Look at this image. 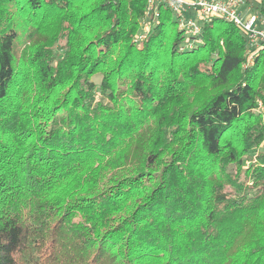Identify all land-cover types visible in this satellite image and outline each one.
<instances>
[{"label":"trees","instance_id":"16d2710c","mask_svg":"<svg viewBox=\"0 0 264 264\" xmlns=\"http://www.w3.org/2000/svg\"><path fill=\"white\" fill-rule=\"evenodd\" d=\"M146 9L0 0V264H264V49Z\"/></svg>","mask_w":264,"mask_h":264},{"label":"built area","instance_id":"2783aa9c","mask_svg":"<svg viewBox=\"0 0 264 264\" xmlns=\"http://www.w3.org/2000/svg\"><path fill=\"white\" fill-rule=\"evenodd\" d=\"M249 2L250 0H147L141 33L135 37L134 43L139 44L146 38L152 24L159 18V6L164 5L170 9L179 30L186 36L183 48L201 44L203 26L213 18H221L238 26L246 37L249 47L247 64L251 65L256 53L264 49V15L253 12L248 7Z\"/></svg>","mask_w":264,"mask_h":264},{"label":"rangeland","instance_id":"374dc122","mask_svg":"<svg viewBox=\"0 0 264 264\" xmlns=\"http://www.w3.org/2000/svg\"><path fill=\"white\" fill-rule=\"evenodd\" d=\"M251 2L254 3L255 8H256V12H257L258 7L260 6V1H259V0H252ZM94 79H95V82H96V83H99L100 80H101V77H100V76H97V77H95ZM261 149L264 150V143H263V145L261 146ZM261 149H260V150H261Z\"/></svg>","mask_w":264,"mask_h":264},{"label":"crops","instance_id":"0c3cea01","mask_svg":"<svg viewBox=\"0 0 264 264\" xmlns=\"http://www.w3.org/2000/svg\"><path fill=\"white\" fill-rule=\"evenodd\" d=\"M252 0H250V2H249V6L248 7H251V10L253 11V12H256V8H255V5H254V3L253 2H251ZM247 7V8H248ZM247 13H249V11L247 10Z\"/></svg>","mask_w":264,"mask_h":264}]
</instances>
